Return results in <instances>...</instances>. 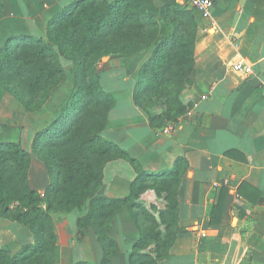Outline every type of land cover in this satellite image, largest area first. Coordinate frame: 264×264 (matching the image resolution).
Here are the masks:
<instances>
[{
	"label": "crops",
	"instance_id": "obj_1",
	"mask_svg": "<svg viewBox=\"0 0 264 264\" xmlns=\"http://www.w3.org/2000/svg\"><path fill=\"white\" fill-rule=\"evenodd\" d=\"M74 1L1 0L0 47L13 45L24 35L44 37L48 23L66 13ZM146 6L159 23L162 0H148ZM189 10L200 29L191 82L180 94L181 103L190 107L172 121V130L170 123L150 126L147 114L132 99L139 68L149 53L133 70L129 55H123L122 63L109 71L118 76L125 96L121 100V91L111 93L116 102L107 113L102 136L126 149L151 174L171 171L179 157L187 160L177 190V225L182 231L161 264H264V0H212L209 18ZM59 59L63 64L64 58ZM238 60L250 66L251 73L234 71L232 63ZM72 87L73 83L64 102H45L37 111H27L0 87V142H18L28 151V184L38 192L49 186L51 178L33 139L54 125ZM52 97L53 93L47 100ZM135 177L125 160L109 161L100 192L109 198L124 197ZM139 202L149 211L154 207L157 229L165 232L159 218L166 206L164 195L147 189ZM85 212L84 207L51 210L56 264H100L102 252L94 230L77 226ZM143 228L129 206L118 209L109 227L118 246L110 264H130L129 254ZM31 242L26 226L0 219V247L10 256Z\"/></svg>",
	"mask_w": 264,
	"mask_h": 264
},
{
	"label": "trees",
	"instance_id": "obj_2",
	"mask_svg": "<svg viewBox=\"0 0 264 264\" xmlns=\"http://www.w3.org/2000/svg\"><path fill=\"white\" fill-rule=\"evenodd\" d=\"M147 1L75 0L66 13L48 23L44 37L24 35L15 44L0 47V87L11 93L27 111L40 109L61 80L64 71L59 58L74 63L73 87L67 104L54 125L36 133L33 139L35 152L51 178L43 192L28 184V151L18 142H0V219L18 222L32 233V242L22 245L13 256L0 247V264H56L57 238L50 214L55 208L86 209L77 219V226L79 230H94L102 252L100 264H110L118 250L109 235V227L124 205L145 225L129 254L130 264H161L177 233L182 231L177 225V190L187 169V160L179 157L171 171L151 174L137 158L101 133L107 113L116 101L102 88L97 63L105 55L143 51L156 42L160 26L148 12ZM162 2L161 17L173 30L169 36L161 37L141 64L132 99L144 111L141 101L147 93L164 84L178 86L170 98V102L178 104L172 115L176 119L186 106L190 107L181 103L180 94L191 82L187 78L193 73L200 29L193 12L185 5L176 0ZM1 13L0 0V16ZM246 89L247 93L252 91L250 86ZM98 106L104 107L103 114L99 119L92 116L95 120L83 127L81 122L85 116ZM146 114L149 125L156 127V117ZM61 118L66 119L61 121ZM116 159L128 162L136 177L128 195L109 198L100 192L103 169L107 162ZM147 189L164 195L166 206L159 212V218L167 229H173L162 245V254L159 252L160 231L147 227L157 224L151 212L154 207L149 211L139 202L140 195ZM152 243L153 249H146Z\"/></svg>",
	"mask_w": 264,
	"mask_h": 264
},
{
	"label": "rangeland",
	"instance_id": "obj_3",
	"mask_svg": "<svg viewBox=\"0 0 264 264\" xmlns=\"http://www.w3.org/2000/svg\"><path fill=\"white\" fill-rule=\"evenodd\" d=\"M150 12V11H148ZM151 13V12H150ZM162 13V10H161ZM152 14V13H151ZM154 16V15H153ZM155 17V16H154ZM156 18V17H155ZM159 20V34L157 37V40L154 44H152L151 46H149L148 48L144 49L143 51H139V52H131V53H116V54H109V55H117L116 57L118 59H112L113 57H109L107 58L106 56L102 57L98 63H97V70L99 72L100 75V84L102 85V88L105 89L106 91L110 92L113 94L114 93H119L118 91L122 92V89L119 85H117V77H114L115 75H110V71L112 68H114L115 66L119 65V63H122V59L120 58V56L123 55H129V63L131 66V70H133L134 66L136 65V63L140 60L141 57H144V55L146 53H149L148 57L151 55L152 51L154 50L155 45L160 41L161 37L164 36H169L172 32V25L167 24L166 22L163 21L161 14L158 17ZM108 56V55H107ZM147 57V58H148ZM147 58L144 59L147 60ZM143 61V62H144ZM63 64L61 63V65L63 66V76L61 78V80L53 87L52 91H51V95L53 93V97L49 100H46V102H64V100H62V98H64L63 96L66 95L67 91H69V89L72 86V77H73V71H72V66H71V60H67V59H63ZM124 76V75H123ZM128 77V76H126ZM190 81V77L187 78ZM186 80V79H185ZM187 81V83H189ZM184 85V82L182 83ZM188 85V84H187ZM187 85L185 87H187ZM123 86H126L125 83H123ZM177 87L178 86H169V84H164L163 86H161L159 89H155L149 93H147L141 101V106L144 109L145 113H149L151 116L156 117V119L154 120L155 125H166V124H171L173 120H175V118H172V115H174V112L176 111V108L178 107L177 102H170V98L173 96L172 94L175 93L177 91ZM124 89H126V87H124ZM11 94V93H9ZM123 94L125 96V92L120 95L121 100H123ZM12 95V94H11ZM50 97V96H49ZM103 106H98L93 110L89 111L93 113H89L87 116H85V119L81 122V125H83V127L87 126L90 122H92V120L95 119H99V117L103 114ZM95 115V119L92 118V116ZM66 118H61V121H64ZM104 129V128H103ZM102 129V130H103ZM102 133V131H101ZM1 141V139H0ZM10 142V141H7ZM11 221V220H10ZM153 227L154 230H158L156 226H158V224H156V228L153 225H149L147 227ZM166 228V227H165ZM173 229L172 227H169L168 229L166 228L165 232H163L162 234L160 233V241L159 243L161 244V249L159 252L164 251L163 250V243L165 242L166 238L170 235V232H172ZM167 232H169L167 234ZM154 247V246H153ZM153 247H147L146 249H153ZM146 251V250H144Z\"/></svg>",
	"mask_w": 264,
	"mask_h": 264
},
{
	"label": "built area",
	"instance_id": "obj_4",
	"mask_svg": "<svg viewBox=\"0 0 264 264\" xmlns=\"http://www.w3.org/2000/svg\"><path fill=\"white\" fill-rule=\"evenodd\" d=\"M186 7L198 12L203 18H209L210 10L212 7V0H186ZM232 69L238 73L249 74L251 73V67L244 64L241 60L232 63ZM174 124L168 126L169 130H172Z\"/></svg>",
	"mask_w": 264,
	"mask_h": 264
}]
</instances>
